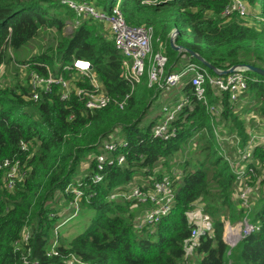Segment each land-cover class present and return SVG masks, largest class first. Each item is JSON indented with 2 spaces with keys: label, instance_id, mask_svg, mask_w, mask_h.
<instances>
[{
  "label": "trees",
  "instance_id": "1",
  "mask_svg": "<svg viewBox=\"0 0 264 264\" xmlns=\"http://www.w3.org/2000/svg\"><path fill=\"white\" fill-rule=\"evenodd\" d=\"M92 1L107 12L118 5L128 25L151 26L152 51L157 49L158 41L164 44L165 72L176 70L182 56L202 65L187 50L219 70L234 65L264 69V0H242L257 8L259 28L244 24L238 12L223 15L230 0ZM73 18L79 20L65 34L67 19ZM101 23L77 18L71 9L55 0H0V65H11L15 74L24 70L27 81L0 88V164L5 160L18 162V178L11 188L6 186L5 170L0 169V264H65L69 254L88 264H188L186 248L195 224L187 212L199 201L204 203L202 212L205 209L210 213L211 233L197 237L192 251L194 264H264V191L250 213L240 200L233 202L242 181L238 182L237 167L225 150L230 149L231 142L219 141L215 135L217 129L221 133V124L229 132L228 137L238 139L235 150L241 153L246 149V129L234 111L239 100H230L226 92L216 95L214 89L207 87V102L203 104L195 99L184 80L181 92L189 96L190 103L172 122L175 131L169 139L155 137L151 129L157 117L146 125L141 121L159 90L148 86L147 80L143 85L141 80L123 106L117 104L129 88L122 78V56L109 29L105 33ZM174 29V44L180 46L179 50L170 44ZM45 31L52 34L54 41L36 53L28 52L29 44ZM73 59L89 61L101 90L116 102L89 111L74 94L61 100L55 85L48 92L33 90L32 73L46 76L49 71L57 75ZM245 74L244 93L253 99L256 112L264 121V77L250 70ZM63 75L69 78L67 72ZM75 80L78 86L89 88L87 81ZM35 91L38 96L33 99ZM216 104L221 107L217 117L208 110ZM191 136L196 137L189 141ZM111 138L124 144L109 156L122 153L124 161L105 164L102 179L94 182L97 170L93 156L85 175L74 180L76 169L88 152L99 153V146ZM261 144L256 142L250 147V157L255 161L250 160L241 174L245 183L246 176L253 177L264 168ZM190 145L193 151L186 154ZM183 149L184 160L177 163L181 170L175 179L171 164ZM164 165L170 169L164 175L172 181L173 201L157 222L137 229L136 217L148 205L133 199H110L109 195L116 189L127 192L137 174L146 177L147 182L141 185L148 187L163 175L159 169ZM156 170L160 172L154 173ZM70 185L82 191L75 216L88 209L90 223L66 244H57L56 255L47 256L51 243L60 238V218L67 217L61 210L68 209V216L73 213L69 208L73 197ZM56 193L63 199L61 209L54 198ZM224 213H228L230 222L248 217L255 226L231 248L222 238ZM23 230L29 232L26 242L21 240Z\"/></svg>",
  "mask_w": 264,
  "mask_h": 264
},
{
  "label": "built area",
  "instance_id": "2",
  "mask_svg": "<svg viewBox=\"0 0 264 264\" xmlns=\"http://www.w3.org/2000/svg\"><path fill=\"white\" fill-rule=\"evenodd\" d=\"M59 4L71 9L77 18L88 19L91 18L96 21L105 22L109 28L111 39L113 40L115 48L119 51L122 56V78L129 88V92L117 102L122 107L125 101L131 96L134 89L140 84L144 74L147 78V85L153 86L154 90H159L158 93L162 92L163 102L161 104L160 117L158 121L153 125L151 132L155 137L167 140L174 133V127L172 122L176 119L179 112L183 107L190 103L188 95L181 94L177 97H173L172 100L167 99L173 89L181 91L184 80H186L190 87L191 93L195 99L203 104H206V91L207 87L215 90L216 95H220L223 92L229 94L230 100H236L240 94H242L247 87V76L245 72L248 70L246 67L237 65L231 73L225 75H214L210 74L202 65L187 61L178 68L170 72H165V66L167 63V56L164 49L159 45L155 51H152L151 42L153 38V29L151 26L146 25H128L118 7L113 6L110 12L96 7L92 0H55ZM149 1V0H147ZM247 9V4L242 0H230L223 11V15H230L233 12H238L239 15L244 14ZM79 19H75L74 25L77 24ZM72 23V22H71ZM172 33L170 34L171 37ZM148 56L147 70L145 71V60ZM2 66V65H0ZM25 69L26 66H20ZM67 72L69 78H65L63 72ZM82 79L89 83V88L81 87L75 84V79ZM30 82L33 90L51 91L53 85L58 87L60 92V99L66 100L70 94H74L75 97L81 99L84 103V107L89 111H94L106 107L111 99L106 93L101 90L99 81L97 80L92 65L89 61L83 59H73L70 65L62 67V71L57 75H52L49 71L46 76L32 73L30 76ZM156 95H158L156 93ZM38 96V91L33 93V99ZM208 110L210 113L219 114V108L209 106ZM218 132V131H217ZM219 141L233 142L235 137L222 136L219 137L216 134ZM264 138V129H263ZM264 149V139L262 140ZM124 144L122 141L110 140L104 141L100 146V152L94 156L96 173L93 175V181L98 182L102 179V171L105 164L111 163L115 160L118 164L124 161V155L122 153L115 154L114 157H110L109 154L114 152L116 147ZM246 151L243 150L240 154ZM243 155L241 158H245ZM0 169L5 170L6 186L11 188L14 183V179L18 178V162L5 160L0 164ZM245 171V170H244ZM243 171V172H244ZM242 172V171H241ZM237 172L238 175L243 172ZM153 179V178H152ZM151 179V180H152ZM70 193L73 197L69 203V208L73 209V213L62 221L59 226L75 216L79 209V202L82 197V191L74 185L68 186ZM242 190L238 193L240 201L244 203L245 196ZM124 198V200L133 199L141 204H147L148 208L142 211L139 217H136L134 227L140 229L145 224H151L157 222L163 215H165L173 201V187L172 181L167 175H162L160 178L153 180L151 185L143 187V185H133L127 192L121 189L114 190L110 195V199ZM125 200V201H126ZM241 205L244 207V204ZM197 209H201V204L195 203ZM187 212V216L193 213V209ZM58 226V227H59ZM227 223L225 227V238L227 240H233V244L236 245L237 237H245L251 233L255 226L249 222L248 217L243 219V226H232ZM55 228L54 231L57 230ZM200 232L193 227L190 231L189 241L190 245L186 248V254H190L192 244L196 242ZM29 232L23 230L21 233V240L27 241ZM196 244V243H195ZM56 239L51 243L47 256L56 255ZM65 264H88L82 261L74 254H69L65 261Z\"/></svg>",
  "mask_w": 264,
  "mask_h": 264
},
{
  "label": "rangeland",
  "instance_id": "3",
  "mask_svg": "<svg viewBox=\"0 0 264 264\" xmlns=\"http://www.w3.org/2000/svg\"><path fill=\"white\" fill-rule=\"evenodd\" d=\"M62 9L65 10L64 8ZM257 16H258L257 8L251 7L250 5L247 4L246 12L244 14H241L240 18L244 24L259 28L258 27L259 24L257 22H260V21ZM74 21H75L74 18L67 19V24L65 28L63 29L65 34H69L71 30L74 29ZM101 24H102L101 26L103 27V30L105 31V33L106 32L108 33L107 24L105 22ZM52 38H53L52 34L45 31L44 33L41 34L39 39H35V41H32V43L29 44L27 51L30 53L38 52L41 46H46L50 42L54 41L52 40ZM157 44H158L157 46L160 45L162 48H164V44L161 41H158ZM23 48L26 49V46H23ZM184 60H185V57L182 56L181 59L178 60L175 66L176 67L178 65L181 66V63H183ZM147 65H148V56L146 57V60H145V71L147 70ZM18 71L19 73L15 74V70L11 65L0 66V88L13 85L16 82H19L20 84H26L27 81H26V75H25L24 70L22 71L18 70ZM146 80H147L146 75H144L142 77L143 85L146 84ZM178 92L181 93L180 91L173 89L170 94V97H177ZM170 97L168 99L172 100L173 98H170ZM237 99L239 101L236 102L234 111L236 112V115L238 116V120L242 122L243 126L246 129L248 140L246 142L247 143L246 151L242 153V155L239 153L238 150H235L238 139L234 140L231 143V145L229 144L230 149L229 147L225 148L226 152L230 153V158L234 161L235 166L237 167V170H235L236 173L241 172V171L243 172L246 169L247 163L250 160L255 161L252 157H250V154H249L250 147L253 146L254 143L256 142L261 144L262 140L264 139L263 138L264 121H263V118L256 112V107L254 106L255 104H254L253 99L249 96L247 92L245 93L243 92L242 94H240V96ZM162 102H163V95H162V92H160L158 93L157 97L152 100V104L150 108L148 109L147 113H145L144 117L142 118V121H141L142 124L144 125L148 124L150 119L156 116L155 114L160 112L159 110H161ZM212 106L218 107L219 109H221L220 105L218 104L212 105ZM217 115L219 114H216V117ZM218 128L220 129L221 133H218L217 132L218 129H217L216 134L219 137L228 136L227 133L229 132H227V130H225L221 126V124L220 126H218ZM195 137L196 136H191L189 141L193 140ZM189 150L190 152L193 151L192 145L189 146V149L187 147L186 154ZM238 153L240 157H237ZM176 154L177 155L175 156L173 163L171 164L172 165L171 170L169 169L170 171L173 172V176L175 175V179H177V177L180 174V170H181L180 164L178 165L177 163L184 160V149L182 151H179ZM95 155L96 154H92V152H88V155L82 160V162L79 164L78 168L76 169V172L74 174V180H78L80 179V177L85 175V172L87 171L85 169L87 167L86 165H88L90 158H92ZM243 155H246V156L245 158L242 159L241 157ZM159 170H161L162 174L168 173L169 171L168 169H165V165L163 166V169H159ZM159 170H156L154 173L160 172ZM259 171L260 172L253 177L246 176L248 183L247 182L245 183L244 179L241 177V175H239L240 181L238 180V182L242 181L241 182L242 184L238 185L239 187L235 190L234 195H233V202L237 204V202L240 200L238 193L241 190L242 192H244L246 202L244 203L242 200L241 201H242V204H244V210H246L248 213H250L252 208L255 209V207L257 206L256 202L259 200L261 195H263L262 192L264 191V168L261 167ZM145 182H147L146 177H143L137 174L134 177L133 185H141L142 183H145ZM54 198L56 199L58 208L59 209L63 208L64 206H62L61 204V202L63 201V199L61 198V194L56 193V196H54ZM199 204H201L200 206L203 209L204 203L199 201ZM208 204L212 205V201L209 200ZM238 208H241V207L238 205ZM61 212L62 213L64 212L63 216H68L69 214L68 209L61 210ZM227 215L228 213H224L221 215V220L223 221L222 238H223V241L226 243V245H228V247L231 248L235 245L233 244L232 239L229 241L225 238V235H226L225 227L227 226V223H229L232 226H238V227L243 226V219L245 217L237 219L234 222H230L228 218L226 217ZM90 216H91V211L88 209H84V210H80V212L76 216L71 217L68 220H65V222H63L59 226L58 233H59L60 238L56 239V244L61 243V241H63V243L66 244L68 240L76 236L78 233L82 232L85 229V227L90 223V219H91ZM188 218L190 221L194 222L195 228L200 232V235L205 232L211 233V216H210V213L206 212L205 209H204V212H202L201 209H197V206H195L193 209V213L189 214ZM63 219L64 218H60L59 221H62ZM241 239L242 237H237V242ZM193 245L194 244H192L191 249H190L188 264H194L196 261V257L192 255Z\"/></svg>",
  "mask_w": 264,
  "mask_h": 264
},
{
  "label": "water",
  "instance_id": "4",
  "mask_svg": "<svg viewBox=\"0 0 264 264\" xmlns=\"http://www.w3.org/2000/svg\"><path fill=\"white\" fill-rule=\"evenodd\" d=\"M172 35L170 38V44H171V47L175 50H179L180 49V46H177L174 44V38H175V35H176V29H174L172 32ZM174 37V38H173ZM188 54L190 55H194L196 57V59L202 64L204 65L205 67H207L208 69L212 70L216 75H225L227 73H231L233 70H234V67L237 66V65H234V66H231L225 70H219V69H216L214 66H212L211 64H209L208 62H206L205 60H203L200 56H198L197 54H195L194 52L192 51H189L187 50ZM241 66H244L246 67L248 70L256 73V74H259L260 76H263L264 77V69L262 68H258V67H254L252 65H241Z\"/></svg>",
  "mask_w": 264,
  "mask_h": 264
},
{
  "label": "crops",
  "instance_id": "5",
  "mask_svg": "<svg viewBox=\"0 0 264 264\" xmlns=\"http://www.w3.org/2000/svg\"><path fill=\"white\" fill-rule=\"evenodd\" d=\"M185 63V60H184V62L183 63H181V66L183 65ZM180 65H178L177 67H176V70L178 69V68H180L181 67ZM181 92V91H180ZM181 94H183L182 92L181 93H179L178 92V96L179 95H181ZM170 98H173V97H170ZM167 100H169V99H167ZM160 111V110H159ZM156 116H154L153 118H156L157 117V119H156V121L159 119V115H160V112H158L157 114H155Z\"/></svg>",
  "mask_w": 264,
  "mask_h": 264
}]
</instances>
